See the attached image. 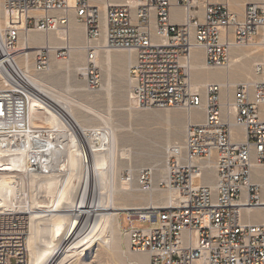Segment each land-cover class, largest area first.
I'll use <instances>...</instances> for the list:
<instances>
[{
	"label": "built area",
	"instance_id": "obj_1",
	"mask_svg": "<svg viewBox=\"0 0 264 264\" xmlns=\"http://www.w3.org/2000/svg\"><path fill=\"white\" fill-rule=\"evenodd\" d=\"M173 4L183 8L180 23L170 20ZM199 9L193 0H137L134 9L128 2L107 0L101 24L98 7L89 0H2L0 74L8 85L0 88V134L10 137L12 131L22 136L27 127L33 91L15 63L20 34L66 30L72 11L84 25L89 45L85 83L96 89L101 74L90 43L104 26L109 48L134 52L128 95L137 107L190 110L204 104L203 120L187 121L184 144L168 160L163 178L156 179L149 167L138 172L143 190L157 185L177 194L167 204L125 210L130 222L149 223L147 228H128L130 249L146 251L149 264H264V222H248L242 212L245 207H264V49L262 59L253 63L255 80L233 86L228 81L224 86L210 82L201 95L191 88L189 79L193 48H202L204 62L212 68L227 67L231 49L250 44L264 48V0L244 2L241 17L230 9L228 0H204L201 16ZM51 11L60 14L54 17ZM68 54L66 47L39 48L33 66L42 72L51 56L62 59ZM237 125L243 131L232 130ZM27 133L41 142L55 138L45 129ZM212 150L216 154L213 187L204 182L205 174L203 181L194 184L198 161ZM48 156L53 165L57 158ZM27 231L25 214L0 212V264H26Z\"/></svg>",
	"mask_w": 264,
	"mask_h": 264
},
{
	"label": "bare ground",
	"instance_id": "obj_2",
	"mask_svg": "<svg viewBox=\"0 0 264 264\" xmlns=\"http://www.w3.org/2000/svg\"><path fill=\"white\" fill-rule=\"evenodd\" d=\"M106 1L89 0L90 3H95V6L98 7L101 24L105 22ZM110 1L128 2L133 9L137 4V0ZM193 1L199 4V16H201L204 0ZM244 2L246 0H228L230 9L239 17L242 16ZM37 12L40 13V11ZM50 14L57 17L60 12L51 11ZM71 14L74 18L72 20ZM183 18L184 12L181 19L183 20ZM70 20L81 28L80 35L77 34L79 36L70 32ZM151 25H153V17H151ZM3 27L2 0H0V35L3 33ZM27 43L30 47H26ZM87 44L84 25L72 11L68 15L66 30L58 29L49 32L30 30L25 34H20L17 42L19 51L16 53L15 63L33 92L29 94L27 125H25L27 127L23 132L24 135L21 136L12 131H9L10 137L6 136L7 134H0V212L15 211L21 212L23 215L29 213V223L27 218L29 227L25 243L26 264H77L89 243L94 241L99 243L101 253L103 252L105 256L118 264H141L144 262L143 258H145L144 264H149L146 251L135 252L130 249L128 228L122 229L119 224L120 211L142 208L148 204H167L176 196L177 192L174 189H160L157 185H153L149 190H143L138 184L137 175L144 167L135 171V174H132L135 168L127 167L129 171H132L131 174L126 172L127 178L123 176V173L120 175L119 171L123 167V161L126 160L127 163L131 161L133 154L144 155L149 157V162H151L149 168H151L154 177H156L155 168L162 172L158 178H163L168 160L174 151H178L184 144L183 141L180 144L171 142L170 133L177 136V127L184 122L186 124L189 120L194 121L195 109H197L196 113H198V109H202L204 112V104L190 110L182 108L183 110L178 114H172L171 111H168L169 107H165L167 112L164 119L167 132L165 144L162 146L165 150V159L164 165L159 167L161 162L157 159L156 148L153 150L154 147L151 145L149 147L141 145L143 148L131 150L125 148L122 137L119 138L118 130L116 132L114 123L112 124L111 109L108 112H102L92 104L104 97V99L107 98L109 107H112L115 88L111 77L113 63L115 61L120 65L130 66L135 58L134 52L131 50L109 48L106 45L104 26L98 39L90 43L95 48L98 57L96 64L102 69L103 76L97 89H90L85 84V90L88 92L99 91L97 96L88 95L86 101L79 99L80 96H77L79 98L69 96V93L67 95L49 82L48 74L47 77L42 76L43 72H47L50 66L55 64V60V62L64 61L67 66L73 65L78 74L85 78L87 65L85 48L89 46ZM42 47H46L50 51L66 47L69 49V54L65 58L50 61L46 70L38 72L33 66V58L37 49ZM263 49L260 44L231 49L229 65L225 68H212L206 66L202 48H193L189 63L191 88L203 95L205 86L210 82L224 86V83L228 81L230 86H233L241 81L257 79L253 63L262 59ZM194 51L201 53V58L198 61L195 60L196 56H193ZM52 58L54 57L52 56ZM220 73L222 74L221 78L218 77ZM129 77L128 72V94ZM117 83H119L118 92H120L123 87L122 78L118 79ZM7 85L8 81L0 74V88ZM73 90L78 92L81 89L75 87ZM228 92L230 94V90ZM224 97L225 90L222 89V101H224ZM124 103V107L121 108L127 110L130 115L138 110L146 109L137 107L129 95L128 104ZM76 108L98 117L95 120L100 118L102 125L86 127L77 118ZM40 129L48 130L49 135H55V138L51 140L48 138L41 142L38 141L39 138H35V134L27 133ZM55 129H67L69 136H66L67 139H65V134L64 137L59 135L60 131L57 132ZM232 130L243 131L242 127L238 125ZM150 143L155 144L152 140ZM50 153L51 156L54 155L52 157L57 158L53 165L48 162L49 156L47 157V155ZM215 164L216 154L212 150L206 158L198 161L199 170L193 174V183L198 184L203 181V174H205L204 182L213 187ZM19 209L20 211H18ZM252 210H259L261 217L258 220L264 222L263 206L243 208V214H247V218L244 220L254 222L248 217ZM123 235L127 236L124 238ZM183 236H186V233H183ZM195 238L196 234L193 231L192 240L194 242ZM71 239L72 241L63 249V245Z\"/></svg>",
	"mask_w": 264,
	"mask_h": 264
},
{
	"label": "rangeland",
	"instance_id": "obj_3",
	"mask_svg": "<svg viewBox=\"0 0 264 264\" xmlns=\"http://www.w3.org/2000/svg\"><path fill=\"white\" fill-rule=\"evenodd\" d=\"M234 1H240V0H234ZM182 15H183V13L181 11H177L176 14L174 15V19H176V20L181 19ZM198 15H200V14H198ZM71 16H72L71 20L74 19L72 14H71ZM71 20L69 22L70 23V25H69L70 32L74 33L73 35H77L82 30L80 27H78L74 23V21H71ZM79 35H77V36H79ZM193 56L194 57L196 56L195 60L198 61V59L201 58L200 57L201 53L199 51H196V52L194 51ZM54 59H56V58H52V56H51V62ZM54 63L56 65L51 63L52 65L50 66L49 70L47 72L42 73V76H45V77L48 76L49 82L51 84H53L55 87H57L61 91L67 93V95L69 93V96H74L76 98H79L77 96H80L81 98H79V99L84 100V101H86V98L88 95H91L94 97L97 96L99 91H94V92L89 91L88 92V90H85L86 89L85 78L82 75L78 74V71L75 70V68H73V65L67 66V63H65L64 61L55 62V60H54ZM128 68H129V66L120 65L119 63H116L115 61L113 63L111 77H112V81L114 83L113 86L115 88L113 91L114 97L112 98V107L111 108L109 107L107 98H105L106 99L105 100L104 97L99 99V101L97 100L98 102L94 101L92 104L95 107H97V109H100V111H102V112H108L109 109H111L110 112L112 113V119H111L112 124L114 123L113 126L115 127L116 132L118 130L117 134H118L119 138L122 137L121 139H123V142L125 143V146H124L125 148L130 149V150L131 149H137V148H143V147H141V145H145L147 147H149L151 145L152 147H154L153 150L156 148L155 151L157 153V156L161 157V159H160V157L159 158L157 157V159H159V161L161 162V164H159V167H161L162 165H164L163 162L165 159V150L162 146L165 144V141H166L167 126H166L164 117H165V113L167 112V110L165 109V107L146 108V109L138 110V112H134L132 115H130L127 110L122 109L124 107V104H125L124 102H126L128 104ZM99 70L101 71L102 69L99 67ZM100 74L102 77L103 72L101 71ZM221 75H222L221 73L218 74V77L221 78L222 77ZM120 78H122L123 87L121 88L122 91L118 92L119 91V89H118L119 83H117V80ZM203 79H204V77H203ZM75 87L76 88L78 87L81 90H79L78 92L75 90L76 91L75 92L73 90V89H75ZM117 95H119V96H117ZM101 100H102V102H100ZM169 109L170 110H168V111H171L172 114H174V113L178 114L184 108L182 109L181 107H169ZM195 110H196V111H194L195 115L193 114L194 115L193 116L194 121L197 122V121L203 120V116H204L203 110L198 109L199 110L198 113H196L197 109H195ZM75 114H76L77 118L80 120V122L83 123L86 127L101 126L102 125V120L100 118H99L100 120L99 119L95 120L98 117H95L91 113L89 114V112H86L83 109L76 108ZM195 116H197V117H195ZM200 117H201V119H200ZM69 122L71 124H73L70 120H69ZM185 125L186 124L184 122L183 124L178 126L180 128L177 127V131H178L177 136H174L173 135L174 133H172V132L170 133L171 134V142H178L179 144L182 143L183 138H184ZM116 126H118V127H116ZM73 128H75V125L73 126ZM79 137H80V135H79ZM151 140H152V142L154 141L155 144L150 143ZM160 149L163 151L161 152ZM148 158L149 157L144 156V155H137V154L134 155L133 154V158L131 159V161H129L128 163L126 160L123 161L124 162L122 164L123 167H121L119 174L121 175L123 173L124 177L126 176V172L131 174L132 171H129V169L127 168L130 166H132L133 169L135 168L133 170L132 174H135V171H137L139 168L150 167L149 164L151 162H149ZM154 171H155V175H156L155 178L157 179L162 174V172L158 169L155 170V168H154ZM134 185H136L135 182H134ZM165 193H167V191H165ZM18 211H20V209ZM25 215L28 218V223H29V213H25ZM248 217L250 220H252L254 222H260L258 219L261 217V212L259 210H252V212L248 215ZM246 218H247V214L244 213V219H246ZM119 224H120V227L122 229H127L130 226H133L136 228H147L149 226L148 222H141V221L130 222L127 219V214H126V212H124V210L120 211ZM28 227H29V225H28ZM126 236L123 235L124 238ZM72 239L69 242H67V244L65 243V245H63V249H64V246L66 247V245H68L72 241ZM143 261L144 262H142L141 264L145 263V258H143ZM12 262H14V259H12ZM77 264H118V263L109 259L107 256H105L103 254V252L101 253V247H100L99 243L98 242L96 243L94 241L91 244L89 243L88 248L85 250L84 255L79 259Z\"/></svg>",
	"mask_w": 264,
	"mask_h": 264
},
{
	"label": "crops",
	"instance_id": "obj_4",
	"mask_svg": "<svg viewBox=\"0 0 264 264\" xmlns=\"http://www.w3.org/2000/svg\"><path fill=\"white\" fill-rule=\"evenodd\" d=\"M246 1H248V0H246ZM251 1H256V0H251ZM258 1V0H257ZM93 4H95V3H93ZM174 6V7H173ZM177 11H181L182 13H183V9H182V7H180V6H178V5H175V4H173L172 6H171V9H170V20L172 21V22H174V23H180L181 21H182V19L180 20V19H174V15L176 14V12ZM60 45H62V44H60ZM57 130V132H59L58 134L59 135H64L65 137L67 136H69L68 135V130L66 129H60V130H58V129H55V131ZM75 132V131H74ZM62 133V134H61ZM76 133V132H75ZM63 136V137H64ZM67 137L65 138V139H67ZM82 139V138H81Z\"/></svg>",
	"mask_w": 264,
	"mask_h": 264
}]
</instances>
